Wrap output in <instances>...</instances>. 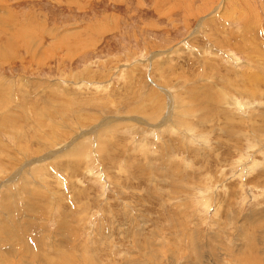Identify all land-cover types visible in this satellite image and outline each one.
I'll return each instance as SVG.
<instances>
[{
  "label": "rangeland",
  "instance_id": "1",
  "mask_svg": "<svg viewBox=\"0 0 264 264\" xmlns=\"http://www.w3.org/2000/svg\"><path fill=\"white\" fill-rule=\"evenodd\" d=\"M0 264H264V0H0Z\"/></svg>",
  "mask_w": 264,
  "mask_h": 264
},
{
  "label": "bare ground",
  "instance_id": "2",
  "mask_svg": "<svg viewBox=\"0 0 264 264\" xmlns=\"http://www.w3.org/2000/svg\"><path fill=\"white\" fill-rule=\"evenodd\" d=\"M10 47V46H9ZM251 78V77H250Z\"/></svg>",
  "mask_w": 264,
  "mask_h": 264
}]
</instances>
